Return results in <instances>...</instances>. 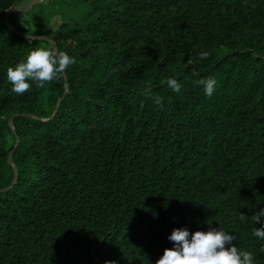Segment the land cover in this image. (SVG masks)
<instances>
[{"label":"trees","instance_id":"obj_1","mask_svg":"<svg viewBox=\"0 0 264 264\" xmlns=\"http://www.w3.org/2000/svg\"><path fill=\"white\" fill-rule=\"evenodd\" d=\"M26 1L0 0V264H156L209 225L264 264V0H41L17 35ZM52 44L65 88L12 92L8 67Z\"/></svg>","mask_w":264,"mask_h":264},{"label":"clouds","instance_id":"obj_2","mask_svg":"<svg viewBox=\"0 0 264 264\" xmlns=\"http://www.w3.org/2000/svg\"><path fill=\"white\" fill-rule=\"evenodd\" d=\"M201 60L208 58L207 52H200ZM75 63V59L63 51L45 50L37 48L30 52L26 61L8 67L7 79L12 84V92L22 95L27 92L32 81L37 87H44L46 82L58 80L67 68ZM203 86L205 95L211 96L215 90L216 80L207 78L198 81ZM166 84L174 92H179L181 85L176 79L168 77ZM154 102L163 107L162 98L156 97ZM240 219H246L240 214ZM257 224H264V209L255 212L251 217ZM252 235L264 239V227H254ZM168 239L173 242L172 249H165L161 258L156 264H253V254L248 251H241L233 245L236 239L219 228H212L209 225L207 232L196 231L190 233L186 228L174 229ZM105 264H115L106 261Z\"/></svg>","mask_w":264,"mask_h":264},{"label":"water","instance_id":"obj_3","mask_svg":"<svg viewBox=\"0 0 264 264\" xmlns=\"http://www.w3.org/2000/svg\"><path fill=\"white\" fill-rule=\"evenodd\" d=\"M39 1H41V0H30L29 3L27 4V6H19V5L17 6V5H14V6H12V7H9L7 10H5V12H4V14H3V22H4V24H5V25H6V26H7V27H8L13 33H15V34H17V35H21V33L18 32V31L12 26V24L8 21V15L11 14V13H16V12H26V11H28V10L31 8L32 4L37 3V2H39ZM25 37H26V39L30 38V39H38V40H44V41L51 42V40H50L48 37L44 36V35H27V36H25ZM53 49H54V50H57L54 44H52V50H53ZM61 75H62V78H63V81H64V88H65V80H66V76H65L64 73H62ZM63 95H64V94H62L60 97H58V98L56 99V102H55V104H54L53 111H52L51 115H50L48 118H46V119H44V118H40L41 120H47V119H50V118H52V117L54 116V114H55L56 111H57L58 104H59L60 100L62 99ZM17 115H19V114H13V115L10 116V117L7 119V121H6L7 126H8L11 130H12L11 120H12L13 117H15V116H17ZM20 115H22V116H27V114H25V113H24V114H20ZM12 133H13V135L15 136V143L13 144V148L8 152V154H7V156H6V161H9V158H10V156H11V154H12V151H13V149L15 148L16 143L18 142V138L16 137L15 132H14L13 130H12ZM11 167H12V171H13L11 182H10V184H9L8 186L2 188L0 191H7V190H9V189L13 186V184L15 183L16 175H17V173H16V168H15L14 165H11Z\"/></svg>","mask_w":264,"mask_h":264},{"label":"rangeland","instance_id":"obj_4","mask_svg":"<svg viewBox=\"0 0 264 264\" xmlns=\"http://www.w3.org/2000/svg\"><path fill=\"white\" fill-rule=\"evenodd\" d=\"M29 1H26L24 3L21 4V6H27ZM12 22L14 25H17L18 27L20 28H24L27 26V20H26V17L24 14H17V16L14 18V20L12 19ZM58 23V20L56 18H53L51 21H50V27L51 28H54L55 25Z\"/></svg>","mask_w":264,"mask_h":264}]
</instances>
